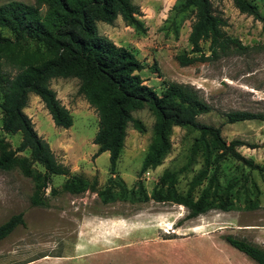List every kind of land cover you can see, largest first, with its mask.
I'll list each match as a JSON object with an SVG mask.
<instances>
[{
  "label": "rangeland",
  "instance_id": "374dc122",
  "mask_svg": "<svg viewBox=\"0 0 264 264\" xmlns=\"http://www.w3.org/2000/svg\"><path fill=\"white\" fill-rule=\"evenodd\" d=\"M6 1L0 0V4ZM133 1L146 26L144 31L126 24L121 16L112 23L97 21L98 31L135 52L144 63L141 75L158 92L170 82L187 85L210 107L197 119L219 125L227 141L240 138L250 143L237 146V150L264 165V120L226 121V113L232 110L264 113V23L241 12L233 0H212L214 8L227 18L226 31L248 47L214 58L209 56L208 41H204L202 51L207 56L201 57L188 40L194 18L190 9L179 10L178 0ZM254 2L264 14V0ZM40 9L44 12L46 5ZM50 85L72 113L70 126L55 125L34 93H30L24 110L67 171L51 175L45 189L49 204L43 206L30 203L36 174L43 171L40 163L28 160L29 174L19 165L0 168V223L19 211L24 212L26 221L0 240V264H257L223 235L230 233L264 248V170L227 157L221 164L220 180H235L234 191L242 193L231 196L233 207H212L179 223L187 207L157 196L169 190L199 196L204 183L189 187L203 164L202 157L197 155L195 163L183 167L196 130L174 126L171 149L162 162L140 172L152 138L154 115L148 107L133 110L144 130L128 124L117 168L112 172L107 150L93 155L98 114L79 92L78 79L53 77ZM0 138L5 149L14 148L21 138L20 132L1 129V109ZM17 155L20 159L30 156L28 150ZM166 170L177 172L176 177L164 178ZM245 179L248 184L253 180L257 184L250 193L252 206L244 199ZM226 200L218 197L216 202Z\"/></svg>",
  "mask_w": 264,
  "mask_h": 264
},
{
  "label": "trees",
  "instance_id": "16d2710c",
  "mask_svg": "<svg viewBox=\"0 0 264 264\" xmlns=\"http://www.w3.org/2000/svg\"><path fill=\"white\" fill-rule=\"evenodd\" d=\"M36 4L21 0H9L0 4V109L1 129L20 132L21 138L14 148H2L0 138V168L9 170L19 165L29 174L32 172L28 160L43 167L36 174L35 189L30 195L32 205L48 206L49 195L45 189L52 174H61L67 168L57 160L49 142L41 136L25 112L30 93L40 97L57 126L68 127L73 116L67 106L57 97L51 87L53 77H76L78 90L94 107L98 114V127L93 136L97 144L94 156L107 150L109 168L113 172L124 146L127 126L130 122L140 131L144 125L133 117L132 111L148 107L154 115L153 133L143 157L140 172L154 168L162 162L171 149V134L174 126L191 128L193 137L184 168L196 162L197 155L203 164L190 180V189L204 183L199 196L180 194L172 190L158 195L187 207L186 215L191 218L212 207L224 210L233 207L231 196L241 195L234 191L236 181L222 183L221 164L227 157H235L248 166L264 170V165L246 157L237 146L248 144L240 138L227 141L221 127L197 119L209 111L208 103L200 99L187 85L170 82L158 92L147 83L140 71L144 63L129 47L116 43L98 31L97 21L112 23L117 16L128 25L144 31L146 26L139 18V8L133 0H36ZM241 11L253 15L264 23V14L258 10L254 0H233ZM41 5L46 10L41 11ZM179 10L190 9L194 18L188 40L193 51H202V42L208 41L209 56L218 57L231 49H245L237 36L230 35L224 28L227 18L217 11L212 0H178ZM192 60V59H189ZM188 60V61H189ZM245 119L264 120L261 111L232 110L226 113V121ZM254 146V145H252ZM29 151V158L20 159L18 151ZM177 172L166 170L163 177L174 179ZM246 180V179H245ZM248 180V179H247ZM243 183L247 206L254 205L250 193L256 182ZM78 190V189H76ZM226 201L216 202L217 198ZM228 197V198H227ZM18 224L26 225L24 212L9 215L0 223V240ZM223 238L257 264H264V248L230 233Z\"/></svg>",
  "mask_w": 264,
  "mask_h": 264
},
{
  "label": "crops",
  "instance_id": "0c3cea01",
  "mask_svg": "<svg viewBox=\"0 0 264 264\" xmlns=\"http://www.w3.org/2000/svg\"><path fill=\"white\" fill-rule=\"evenodd\" d=\"M42 261V259H39V261L38 262H41Z\"/></svg>",
  "mask_w": 264,
  "mask_h": 264
}]
</instances>
